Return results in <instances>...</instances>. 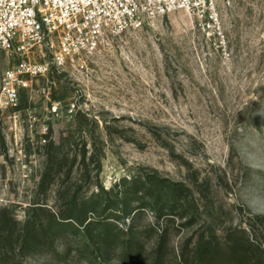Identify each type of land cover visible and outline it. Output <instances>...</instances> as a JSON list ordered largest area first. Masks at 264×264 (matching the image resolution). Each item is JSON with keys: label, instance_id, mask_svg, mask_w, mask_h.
Instances as JSON below:
<instances>
[{"label": "rangeland", "instance_id": "obj_1", "mask_svg": "<svg viewBox=\"0 0 264 264\" xmlns=\"http://www.w3.org/2000/svg\"><path fill=\"white\" fill-rule=\"evenodd\" d=\"M216 5L213 27L177 10L109 34L84 64L0 48V90L24 61L50 64L26 76L16 107L0 103L8 264H119L126 242L142 253L133 264H150L166 231L165 264H264V0ZM157 185L176 189V204L155 210ZM98 199H125L137 214L108 218L98 230L116 228L107 245L55 237L52 213ZM29 217L42 229L39 251L23 256L17 239Z\"/></svg>", "mask_w": 264, "mask_h": 264}, {"label": "built area", "instance_id": "obj_2", "mask_svg": "<svg viewBox=\"0 0 264 264\" xmlns=\"http://www.w3.org/2000/svg\"><path fill=\"white\" fill-rule=\"evenodd\" d=\"M177 10L205 17V29L218 22L216 0H0V48L24 52L29 59L34 51L43 56L48 50L53 64H84L105 45L109 34L143 27ZM49 65L24 61L18 71L9 69L4 74L0 103L16 107L20 89Z\"/></svg>", "mask_w": 264, "mask_h": 264}, {"label": "trees", "instance_id": "obj_3", "mask_svg": "<svg viewBox=\"0 0 264 264\" xmlns=\"http://www.w3.org/2000/svg\"><path fill=\"white\" fill-rule=\"evenodd\" d=\"M130 180V179H129ZM132 184L134 186L135 191L133 190L134 194H137L141 192L139 189L140 187L135 186V180L131 179ZM123 182H128V179H124ZM159 188L157 190V193L154 195L153 199V205L155 207V210L162 211L166 209L167 205H174L177 202V198L175 195V190L171 186H162L157 185ZM106 194L111 193L110 191L105 192ZM117 196L123 197L124 192H116ZM128 195L127 192H125V197ZM90 202H93L90 204ZM108 200L104 199H98L96 201H87V203H83L82 212L77 213V210L74 208H70L66 214H51L50 222L47 223V225L51 228V231H53V234L56 236H60L62 234H66L69 232L74 233H84L89 239L91 236L92 239H94L98 243H105L106 245L109 244L107 239L111 234H114L115 229L106 228L105 232H99V229H102L103 226H107L108 224V218L112 217L114 219H121L120 214L130 215L132 213L137 214L135 210H129L128 208V201L122 200L118 203H115V205H111L108 203ZM89 203V205H87ZM41 207V206H40ZM144 207V206H143ZM99 209V210H98ZM113 210V216H107L102 218L101 216L106 213L107 210ZM98 212V213H97ZM139 212V211H138ZM97 213V215L95 214ZM90 215H94L93 218ZM3 218V216L1 217ZM39 225V224H38ZM37 222L29 217L28 220H26L22 230L20 231V234L18 235L17 239V249L19 254L25 256L27 254H33L38 253V240L37 235L39 232H41V227H37ZM80 226H83L84 229H81ZM45 227V226H43ZM47 227V226H46ZM104 229V228H103ZM82 230H84L82 232ZM98 232V233H97ZM168 232L161 233L159 235V238H157L156 242V250L153 254V259L150 264H165V253H166V243H167V237L166 234ZM4 235V228L0 230V238ZM7 236H12V234H8ZM85 236V237H86ZM126 248L128 251H125V261L119 264H133L136 257L142 255L141 252H138L137 254H134L133 250L137 252L139 248L137 245H132L131 242H126ZM8 254L9 249L8 245L4 244L2 240H0V264H8Z\"/></svg>", "mask_w": 264, "mask_h": 264}]
</instances>
